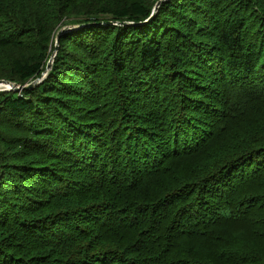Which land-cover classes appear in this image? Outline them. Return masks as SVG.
Wrapping results in <instances>:
<instances>
[{
  "label": "trees",
  "instance_id": "obj_1",
  "mask_svg": "<svg viewBox=\"0 0 264 264\" xmlns=\"http://www.w3.org/2000/svg\"><path fill=\"white\" fill-rule=\"evenodd\" d=\"M157 1L0 0L15 85L84 25L0 92V264H264V8Z\"/></svg>",
  "mask_w": 264,
  "mask_h": 264
},
{
  "label": "rangeland",
  "instance_id": "obj_2",
  "mask_svg": "<svg viewBox=\"0 0 264 264\" xmlns=\"http://www.w3.org/2000/svg\"><path fill=\"white\" fill-rule=\"evenodd\" d=\"M254 3V9H258V11H260L259 9V7H262V8H264V6H263V3L260 1V0H252ZM256 6H258V7H256ZM153 7H154V5L152 6V8L151 9H153ZM263 11V10H262ZM250 16H251V14H248V16H247V18L249 19L250 18ZM251 19V18H250ZM250 21V20H249ZM248 21V22H249ZM82 26H84V25H79V24H77V25H67V26H61L58 30H57V33H60V32H65L66 31V29H71V28H77V29H79V28H81ZM187 28H189V26H186ZM68 32V31H67ZM56 33V34H57ZM58 35V34H57ZM57 37V36H56ZM56 40V39H55ZM56 42V41H55ZM54 60V59H53ZM48 73V72H47ZM47 75V74H46ZM46 75L43 77V78H45L46 77ZM42 80L43 79H40V81L38 82V84L37 85H39L40 84V82H42ZM34 81V80H33ZM33 81H30L29 83H27L28 85L29 84H31ZM191 84L193 85V86H195L196 87V78L195 79H193L192 80V82H191ZM14 86H16V87H22V86H20V85H15V84H13ZM36 86V85H35ZM35 86H33V87H35ZM192 94H194V93H192ZM226 149V151H229L230 152V148H229V146H228V144H227V147L225 148ZM200 167L201 168H205V163H202L201 165H200ZM168 178H170V177H168ZM43 182V180L40 178V181L38 180V186L40 187V183H42ZM263 192V191H262ZM254 194H258V195H260L261 194V192L260 191H258V190H256L255 192H254ZM37 199L39 200L40 199V210L39 209H37L36 210V215H40V216H42V215H44V213L45 212H48L49 210L48 209H43V207H42V200H43V198L41 197V195H40V198L39 197H37ZM25 202H28V201H25ZM24 202V203H25ZM30 204H26V207H27V209H28V206H29ZM35 205H33V207H34ZM24 214H26V215H28V213L27 212H25ZM34 217H36V216H34ZM49 217H52V216H49ZM47 223H51V225H52V227L51 228H46V227H44V223L41 225L42 227L40 228V234H43L44 232H46V231H48V230H53V227H54V223L53 222H55V220L53 219V218H51V219H48L47 221H46ZM125 240H120V242H124ZM254 244H258V242H255ZM48 247H50V248H55V247H53V246H50V245H47L46 243H44V242H41L40 243V246H39V248H40V252H42L43 250V248L45 249V248H48ZM56 249V248H55ZM262 250V252H263V256H264V247L261 249ZM57 251H58V249H57ZM41 254V253H40Z\"/></svg>",
  "mask_w": 264,
  "mask_h": 264
},
{
  "label": "water",
  "instance_id": "obj_3",
  "mask_svg": "<svg viewBox=\"0 0 264 264\" xmlns=\"http://www.w3.org/2000/svg\"><path fill=\"white\" fill-rule=\"evenodd\" d=\"M166 1H168V0H158V1L156 2V4L154 5L153 9H152V12H151L150 17H149L146 21H144V22H142V23H140V24H144V23H146V22H149V21L155 16V14L157 13V11H158L160 5L163 4V3L166 2ZM108 24H110V23H108ZM123 25H126V24H123ZM76 29H77V28L66 29L65 32H67V31H72V30H76ZM63 32H64V31H63ZM63 32L58 33V35H57V37H56L55 51H54L53 54L50 56V59H49L47 65H46L45 71L41 74V77H42V78L47 74V72L50 70V68H51V66H52V63H53V59H54V57H55L56 50L58 49V40H59L60 35H61ZM42 78H37V79H35L31 84H29V85H28V84H25V85L22 86V87H16V86H14L12 83H10L9 81H6V80H0V92H3V91H7V92H8V91H21L22 89L32 88L33 86L37 85L38 82L40 81V79H42ZM2 87H3V88H2Z\"/></svg>",
  "mask_w": 264,
  "mask_h": 264
},
{
  "label": "bare ground",
  "instance_id": "obj_4",
  "mask_svg": "<svg viewBox=\"0 0 264 264\" xmlns=\"http://www.w3.org/2000/svg\"><path fill=\"white\" fill-rule=\"evenodd\" d=\"M3 88V87H2Z\"/></svg>",
  "mask_w": 264,
  "mask_h": 264
}]
</instances>
